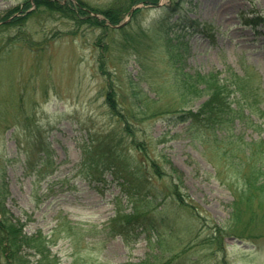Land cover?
I'll return each instance as SVG.
<instances>
[{"label":"rangeland","instance_id":"obj_1","mask_svg":"<svg viewBox=\"0 0 264 264\" xmlns=\"http://www.w3.org/2000/svg\"><path fill=\"white\" fill-rule=\"evenodd\" d=\"M87 1L97 7L113 2ZM24 2L0 0V25L11 20L6 15ZM170 4V0H159L155 6L138 3L143 8L138 22L126 26L131 17L126 15L122 21H127L126 30L110 26L115 30L109 29L108 36H102L100 28L47 13L34 14L21 26L0 29L4 204L13 222L19 218L25 222L26 235L39 229L45 234L54 231L58 240L51 248L60 264L140 262L149 253L151 261L166 257L173 264H223L224 259V264H264L263 229L246 231L256 236L244 243L226 236L225 250L207 240L209 226L225 228L231 223L236 187L216 178L211 155L187 132V124L178 122L175 111L198 106L202 99L184 101L172 57L178 48L170 46L165 36L169 16L175 21L182 12L211 23V33L172 27L188 42L184 71L233 68L243 74L245 67L252 66L260 74L256 93L264 96L263 38L249 22L253 16L264 17V0H184L181 13H167L162 7ZM22 11L12 17L25 15ZM141 26L145 31L137 34ZM108 91L114 93L122 112L132 114L131 131L122 130L126 125L113 116ZM259 121L258 130L246 131L247 139L264 138V116ZM112 132L120 136L119 145ZM153 160L165 175L154 172L149 165ZM133 162L148 168L144 177L133 171ZM174 184L191 205L207 214L206 219L172 202ZM134 205L145 213L147 230L129 227L131 231L121 235L103 227L118 208L131 211ZM231 226L238 235L247 234L236 224ZM151 237L153 241L160 237V246H149ZM6 244L0 243V264L15 256V246L6 248ZM20 249L30 264L42 257L28 246Z\"/></svg>","mask_w":264,"mask_h":264},{"label":"trees","instance_id":"obj_2","mask_svg":"<svg viewBox=\"0 0 264 264\" xmlns=\"http://www.w3.org/2000/svg\"><path fill=\"white\" fill-rule=\"evenodd\" d=\"M62 0H25L22 6H17L9 11L6 15V19L12 17L15 12H18L23 8L22 12H26L25 15L13 16L11 20L4 21L5 23L0 25V29L3 26H21L23 22L26 21L30 16L34 14H44L47 13L50 16L59 14L63 18L74 21L75 24H87L88 27H96L102 29L104 36L110 28L106 21L111 24H118L121 22L125 14L131 15V19L126 24L132 25L134 21L138 22V16L142 13L143 8H136L131 12V7L142 2L145 4L157 5L159 0H113L111 4L106 7H97L90 4L87 0H76L75 2L67 0L66 3H62ZM177 5L179 2L174 0ZM34 3L35 8L30 9V5ZM21 7V8H20ZM28 10V11H27ZM163 10L167 11L164 7ZM92 12H98L104 15L105 19H99L93 15ZM86 16V17H84ZM183 28L187 30L190 26L196 27L201 25L197 20L189 19L185 15L182 17ZM260 19H258L259 21ZM176 24H181V20L178 19ZM255 23H257L255 21ZM264 23V21H263ZM167 27L165 29V36L168 37L170 46L178 48L177 52L172 54L176 71L179 77V84L181 94L184 96V101L186 104L194 103L201 97L205 99L200 103L198 108L192 109H182L177 110L178 117L181 121L190 120V129H197L202 127V129L210 134L206 136V143L209 147H212L211 151L215 154L217 160L221 164L215 163L217 166V177L221 182L232 181L237 197L233 202L232 217L230 218L231 223L236 224L242 232H246L249 228L253 229H263L264 230V141L250 140L247 141L243 138L241 132H235L232 128L234 121L240 118L243 122L247 120L248 115L244 114V109L249 108V110L256 111L263 99H259L258 95L253 92L251 87V82L256 73L251 74L249 68H245V74L240 75L233 69L225 71L224 76L221 71H211L204 73L202 71H184L185 62V52L188 49V42L181 39V34H176V36L171 37L169 28H171V22L165 23ZM204 29H208L209 25L203 23ZM21 28V27H19ZM115 30V29H111ZM126 30V27H122L121 31ZM144 29H137L138 33H143ZM186 33V31H184ZM124 35H127L125 32ZM264 36V30L262 32ZM109 34L107 33V36ZM177 42L174 43L173 39ZM101 41V40H99ZM131 42V41H130ZM126 47L127 44H122ZM122 49V47H121ZM137 56V55H136ZM105 57V56H104ZM102 58L101 66L104 67L105 59ZM141 60L140 55L137 56ZM106 58V57H105ZM142 61V60H141ZM133 88L136 91V86L133 83ZM142 94V92H141ZM107 102L110 105L111 112L113 116L117 119L123 121V125H126V132L131 131L129 122V117L132 120V114H126L122 112L117 105L114 93L108 91L106 93ZM231 96H234L231 99ZM257 97V98H256ZM142 101V100H140ZM236 103V107L232 106V103ZM143 105V102L142 104ZM144 110V109H143ZM181 113H180V112ZM145 112H147L145 110ZM129 115V116H128ZM219 135L217 136V134ZM110 135L113 136L116 145L120 143L121 138L117 133L112 132ZM141 145V144H140ZM142 147V146H141ZM135 166V171L138 173H143L144 168L139 166L142 165L140 162H133ZM150 165L153 167L155 173L163 174V170L156 161H151ZM223 177V178H222ZM2 184L0 183V193L4 194L6 191L3 190ZM172 191V194L176 197L178 205L181 207H190L194 210L193 215L200 220L206 219V214L202 213L197 206L191 205L186 198L182 195L179 188ZM258 201V205L255 202ZM258 208L261 210L258 211ZM0 243H4V239L7 241L6 248L9 246H15V251L13 259H17L22 264H29V261L24 259L21 254V246H28L29 248H34L37 253L42 257L38 260L37 264H59L58 259L52 257L48 252L49 249L46 247V242L44 238H39L35 236H26L22 232V225L18 226L11 219V214L9 210L0 203ZM144 215L138 214L137 211L119 215L117 220H122L125 222H138L144 218ZM214 221H210V223ZM231 223L227 225L223 230L218 227L215 230L212 226L210 228V235L208 241L210 243H221L222 237L227 233L225 229H228L229 234H237L234 232L235 226H231ZM205 224H208L206 220ZM190 226V230L192 229ZM224 227V226H222ZM188 228H186L187 230ZM217 231L220 233L217 234ZM239 231V233L241 232ZM241 232V233H242ZM218 235V236H217ZM160 242V239H159ZM47 250V251H46ZM9 256V254H8ZM10 257V256H9ZM17 257V258H15ZM11 258V259H12ZM164 260V259H163ZM162 261V260H161ZM164 262L150 263L148 260L142 261L140 263H126V264H163ZM72 264H79L76 261ZM166 264H172L167 261Z\"/></svg>","mask_w":264,"mask_h":264}]
</instances>
